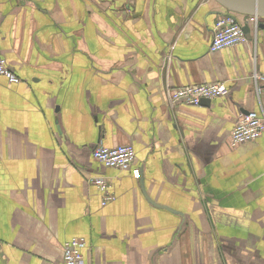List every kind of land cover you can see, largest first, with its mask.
Instances as JSON below:
<instances>
[{"label":"crops","instance_id":"obj_1","mask_svg":"<svg viewBox=\"0 0 264 264\" xmlns=\"http://www.w3.org/2000/svg\"><path fill=\"white\" fill-rule=\"evenodd\" d=\"M223 14L214 0H0L20 79L0 76V264H64L75 238L85 264H264V133L230 145L264 110V20L239 16L248 42L212 53ZM212 83L227 96L167 102ZM120 145L139 179L93 159Z\"/></svg>","mask_w":264,"mask_h":264},{"label":"built area","instance_id":"obj_2","mask_svg":"<svg viewBox=\"0 0 264 264\" xmlns=\"http://www.w3.org/2000/svg\"><path fill=\"white\" fill-rule=\"evenodd\" d=\"M248 21L259 27L260 19L257 17H247ZM1 21V16H0ZM248 38L243 32L241 23L234 21L229 15H221L213 30V37L210 44V52L216 53L225 49L245 45ZM0 76L5 77L9 83L18 84L20 79L12 73L5 60L0 54ZM261 80L262 85L259 81ZM254 83L264 89V77L254 76ZM262 86V87H261ZM228 89L223 83H212L203 85H190L183 88L166 90L167 102L169 105H183L187 107H198L203 100H216L225 98ZM264 133V110L260 113L250 112L239 118L235 124L231 136L230 145L237 148L243 144L256 142ZM93 159L106 168L117 171H127L135 179L141 176V168L135 166L136 151L131 145H120L112 148L98 146L93 151ZM91 184L96 187L103 195L102 205L105 206L113 202L116 198L110 192V184L105 178H94ZM86 241L83 238H75L67 242L63 250L64 264H85L83 249Z\"/></svg>","mask_w":264,"mask_h":264},{"label":"water","instance_id":"obj_3","mask_svg":"<svg viewBox=\"0 0 264 264\" xmlns=\"http://www.w3.org/2000/svg\"><path fill=\"white\" fill-rule=\"evenodd\" d=\"M214 1L224 10V13L231 16L236 22H239L237 16L257 17L261 20H264V0H214ZM260 27L264 28V25L261 24ZM243 32L246 35V37L249 39L248 37L249 28L243 27ZM205 103L209 104L210 101L203 100L201 104H205ZM141 187L142 190L144 191L142 182H141ZM165 209L171 210L168 208Z\"/></svg>","mask_w":264,"mask_h":264}]
</instances>
